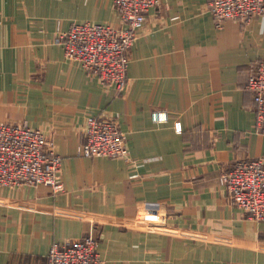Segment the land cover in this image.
Returning a JSON list of instances; mask_svg holds the SVG:
<instances>
[{
    "label": "crops",
    "instance_id": "obj_1",
    "mask_svg": "<svg viewBox=\"0 0 264 264\" xmlns=\"http://www.w3.org/2000/svg\"><path fill=\"white\" fill-rule=\"evenodd\" d=\"M206 3L159 0L118 92L53 42L72 23L117 27L112 0H0V123L41 129L63 185L0 187V264H45L51 243L83 236L97 239V264H264V222L218 182L238 161H264L244 88L264 59V15L215 28ZM154 109L168 121L153 123ZM90 115L116 120L125 158L76 154Z\"/></svg>",
    "mask_w": 264,
    "mask_h": 264
},
{
    "label": "built area",
    "instance_id": "obj_2",
    "mask_svg": "<svg viewBox=\"0 0 264 264\" xmlns=\"http://www.w3.org/2000/svg\"><path fill=\"white\" fill-rule=\"evenodd\" d=\"M118 26L85 21L58 30L53 42L61 46L67 60L78 63L85 73L94 75L104 87L122 92L127 83L129 53L147 13L159 0H112ZM206 12L215 28L226 20L250 23L264 15V0H207ZM254 103L255 131L264 137V59L258 60L244 85ZM153 123L168 121L164 110L150 113ZM182 131L181 122H173ZM81 157L125 158L126 137L112 117L90 115L83 125V141L77 146ZM61 157L41 129L25 122L0 123V187L42 185L53 195L63 191L58 179ZM218 182L231 205L247 217L264 222V161L252 158L238 161ZM98 241L91 236L50 244L45 264H97Z\"/></svg>",
    "mask_w": 264,
    "mask_h": 264
}]
</instances>
